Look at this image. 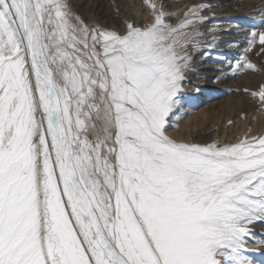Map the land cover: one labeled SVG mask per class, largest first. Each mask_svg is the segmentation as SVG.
Masks as SVG:
<instances>
[{
    "label": "snow or ice",
    "instance_id": "snow-or-ice-1",
    "mask_svg": "<svg viewBox=\"0 0 264 264\" xmlns=\"http://www.w3.org/2000/svg\"><path fill=\"white\" fill-rule=\"evenodd\" d=\"M149 7L120 32L0 0V264H255L264 137L168 135L203 6Z\"/></svg>",
    "mask_w": 264,
    "mask_h": 264
},
{
    "label": "bare ground",
    "instance_id": "bare-ground-1",
    "mask_svg": "<svg viewBox=\"0 0 264 264\" xmlns=\"http://www.w3.org/2000/svg\"><path fill=\"white\" fill-rule=\"evenodd\" d=\"M131 1L132 0H68V3L71 9L84 21H87L88 24H96L108 30L123 32L125 26H123L122 23L129 21L123 18V11L127 9V5L131 4ZM151 1V4L157 3L159 7L162 6L163 10L167 13H178V15L172 16L170 22H178L184 19L185 12H187L188 8L192 7L188 5L182 7V4H184L186 0H165L164 2L161 0ZM103 4L109 6L113 12H119V15H108L107 12H101L100 10ZM179 5L181 6L179 7ZM193 6H203L200 15L204 17V20L201 24L195 26L193 30L196 33H202V35H196L194 37L198 41V45L190 47L188 50L191 57L195 59H193V63L184 70V81L186 84H184V81L182 82L180 93L186 96L182 98L183 96H179L178 94L179 103L185 100H192V102H194V99H197L201 95H205V99L207 98V101H211V99L208 100V98L212 97L213 99V97L218 94H229L230 96L226 100L207 106V110L203 112V115L211 112L209 120L212 122L218 121L223 116L229 119L231 118L232 111H234L236 107L239 109L244 100L247 109L252 113L250 116L255 115L259 122L261 117L259 113L257 114L258 105L253 103V100L251 102L248 101L242 94H239V96L233 95V92L235 89L239 90L241 84H245L244 88L241 87V89H248L250 87L249 79L253 76V73H247V71L243 73L241 71L247 68L243 66L245 62L250 64L253 63V66L256 65L251 53H253V51L257 52V48L259 50L260 46L262 47V44L259 43V33L264 32V28L262 27V30L258 32L247 26H250L251 22L256 23L257 21V23L264 25V0H234L231 2L230 0H193ZM135 9L136 8H134V14ZM117 20H120V23L117 22ZM130 20L133 21V19ZM133 22L138 24L139 20L137 21L136 19V22ZM152 22L153 20L144 24L149 25ZM242 23L245 24L242 26ZM253 32L257 33L256 42L250 44L249 42L252 40ZM209 60H213V62L208 63ZM238 62L242 65L239 69L236 67ZM240 72L243 73V76L240 75ZM238 75L242 77L236 78ZM248 83L249 86L247 87ZM236 99H239V101ZM206 103L207 102H205V104ZM218 108L221 112L220 115L214 114ZM202 122L203 120L199 119L197 124ZM253 123L255 122L253 121ZM242 128L243 125L241 126V130H243ZM238 130H240V128ZM211 131L212 128L206 127L199 133L192 134L194 136H201L209 134ZM212 132L211 135H208V138L215 141L220 137L219 130L215 129ZM186 142H188V140H186Z\"/></svg>",
    "mask_w": 264,
    "mask_h": 264
},
{
    "label": "rangeland",
    "instance_id": "rangeland-1",
    "mask_svg": "<svg viewBox=\"0 0 264 264\" xmlns=\"http://www.w3.org/2000/svg\"><path fill=\"white\" fill-rule=\"evenodd\" d=\"M161 1L164 2L165 0H161ZM231 1H234V0H230V2ZM151 2H152L151 0H149V1H147V0H132L131 4L127 5V9L123 11V13H124L123 18H125V20H129V21H125V23H122L123 26H126V22H133V21L136 22V19H137V21L139 20V23L138 24L136 23L137 25L147 26V24L145 25L144 23L153 20V14H152V11L149 7ZM156 5H157V3H156ZM185 5L186 6L187 5L193 6V0H186V2L184 4H182V7ZM180 6L181 5H179V7ZM134 8H136L135 14H134ZM100 11L103 13L107 12L108 15H110V14L111 15H116V14L119 15V12H116V13L113 12V10L111 8H109V6H106L105 4L102 5V9ZM72 12L75 13L73 10H72ZM130 19H133V21ZM117 22L120 23V20H117ZM257 22L256 23L251 22L250 26H247V27L252 28L253 30L260 32L262 30V27L264 28V26H262L261 23H257ZM85 23H87V21H85ZM199 24H201V23H199ZM199 24H197V25H199ZM244 24L245 23H242L241 25L243 26ZM259 25H261V26H259ZM256 51L257 52L253 51V53H251V56H252V58H254V61L256 63V65L254 66L255 68L253 67L252 68L253 70L245 68L244 70L242 69V71H241L243 73L244 72L246 73V71H247V73L248 72L253 73V76L251 77L252 79L251 78H250L251 80L249 79L250 87L248 89H241V87L244 88V85H245V84H241L240 89L239 90L235 89L233 92V95L239 96V94L240 95L242 94V96L245 97L248 101L251 102L253 100L252 102L256 103L258 105L257 114L259 113V116L261 117L262 121L259 120V122H258L255 115L250 116V114H252V113H250L249 109H247L246 102L243 100L239 109H238V107H236L235 110L232 111L231 118H233V119H231V118L228 119V118L223 116L218 121L212 122L209 120L211 112H209L206 115H203V112H205L207 110V106H209L211 104H217L218 102H222V101L226 100L230 95L229 94H218L217 96L220 99L217 96L213 97V99H212V97L208 98V100L211 99V101H207V98L205 99V95H201L197 99H194L195 100L194 102H192V100H190V101L185 100L186 102L182 101L179 103V106L177 107L176 111H177V114L179 116H181L182 118L178 121L177 120L172 121L173 126L169 130L168 135L171 138L176 139L178 141L186 142V140H188V142H190V143H199V144H211V143L215 142L221 146L227 145V144L238 143L242 139H244L245 137H247L249 140H251L254 137H264V106H263L264 100H261L260 96H259V94L261 92H264V45H262V47L260 46L259 50L257 48ZM188 54L190 56V60L188 63V66H189L191 63H193L192 60L195 58L191 57L190 52H188ZM212 62H213V60H209L208 63H212ZM241 72H240V75L243 76V73H241ZM240 75L236 76V78L242 77ZM249 83H248L247 87L249 86ZM184 84H186L185 81H184ZM179 96H183L182 98H184V96H186V95L179 93ZM236 100L239 101V99H236ZM205 102H207V103L205 104ZM182 107H184V108H182ZM214 114L220 115L221 114L220 109L219 108L216 109ZM199 119L203 120V122L197 124ZM245 121H246V123H245ZM253 121L255 123H253ZM195 124H196V126H195ZM242 125H243V128H242L243 130H241ZM177 127L179 129L178 131L176 130ZM206 127L212 128V131H214L215 129H218L220 137L217 138L215 141L210 140L208 138V135H211L213 133L212 131L209 134H204L201 136H194L192 134V133H195V134L199 133L201 130H203ZM239 128H240V130H238ZM250 134H252V135H250ZM179 137H181V138H179ZM249 228L251 229L252 232H254L256 234L253 237V240L255 241V243L249 242L247 245L249 254L254 259L255 264H264V246H257V245H264V223H258L257 222V223H254L252 225H249Z\"/></svg>",
    "mask_w": 264,
    "mask_h": 264
}]
</instances>
